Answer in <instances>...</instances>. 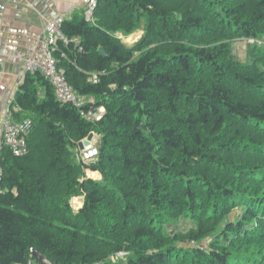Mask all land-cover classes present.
<instances>
[{
    "label": "trees",
    "instance_id": "obj_1",
    "mask_svg": "<svg viewBox=\"0 0 264 264\" xmlns=\"http://www.w3.org/2000/svg\"><path fill=\"white\" fill-rule=\"evenodd\" d=\"M139 25L132 47L116 38ZM60 31L57 66L93 102L57 101L39 73L14 94L32 128L24 156L0 152V264L32 249L53 264H264V0H97ZM238 38L263 40L251 66ZM90 133L97 154L77 162ZM181 217L194 228L166 232Z\"/></svg>",
    "mask_w": 264,
    "mask_h": 264
},
{
    "label": "crops",
    "instance_id": "obj_2",
    "mask_svg": "<svg viewBox=\"0 0 264 264\" xmlns=\"http://www.w3.org/2000/svg\"><path fill=\"white\" fill-rule=\"evenodd\" d=\"M83 11L82 0H0V119L9 104L12 113L19 112L12 105V98L27 74L24 67L11 62L9 56L38 47L48 23L61 16L71 21L82 17ZM3 50L6 56L1 55ZM38 90L42 95L43 88L38 87ZM78 199L76 210L82 203V198Z\"/></svg>",
    "mask_w": 264,
    "mask_h": 264
},
{
    "label": "built area",
    "instance_id": "obj_3",
    "mask_svg": "<svg viewBox=\"0 0 264 264\" xmlns=\"http://www.w3.org/2000/svg\"><path fill=\"white\" fill-rule=\"evenodd\" d=\"M82 4L84 9L83 18L85 21H91L97 0H82ZM64 20L61 16L45 26L44 37L38 47L31 48L26 53L11 55L9 59L13 63L21 64L26 73H39L51 85L57 101L70 103L76 108H82L86 104L85 101L78 98L72 91L66 81L64 72L58 68V60L54 55L59 42L65 46L69 43L60 31ZM73 41L76 42L75 39ZM1 55L6 56V51H1ZM91 80L96 83V76H93ZM10 105L6 106L0 119V152L3 148H8L13 156L22 157L27 152L26 138L31 131L32 123L29 119L13 120ZM102 113V108L91 107L86 112H82L81 115L83 118L94 122L101 119ZM1 178L2 169L0 167V183ZM119 255L124 254L119 253Z\"/></svg>",
    "mask_w": 264,
    "mask_h": 264
},
{
    "label": "rangeland",
    "instance_id": "obj_4",
    "mask_svg": "<svg viewBox=\"0 0 264 264\" xmlns=\"http://www.w3.org/2000/svg\"><path fill=\"white\" fill-rule=\"evenodd\" d=\"M143 35V28L141 25H139L134 31L131 33L124 35V34H117L116 38L121 41L122 44H124L127 47H132L136 42H138ZM257 46L259 48H262L263 46V40L261 39H244V38H238L233 39L229 42V47L231 50L232 56L242 65L245 66H251L252 61L250 55V50L254 49V47ZM85 103L93 102V99H83ZM94 138V137H93ZM95 147L97 144L98 137L95 136ZM74 151V157L76 158L75 161L77 162H83L85 164H89L92 162L93 158H90L88 160L84 159L82 156V152L77 149ZM86 177L93 180H100L101 177L98 172H91L89 170L85 171ZM80 197H74L71 200V206L76 210L77 203L79 202ZM234 215L231 216V218ZM194 228V223L192 220L181 217L177 221L170 224L169 227H165L166 232H176L178 234H183L188 232L189 230ZM213 240V236H211L208 240H206V243L209 244ZM192 246H197L196 244H192ZM124 254V253H123ZM124 255L115 254L112 258H123Z\"/></svg>",
    "mask_w": 264,
    "mask_h": 264
},
{
    "label": "water",
    "instance_id": "obj_5",
    "mask_svg": "<svg viewBox=\"0 0 264 264\" xmlns=\"http://www.w3.org/2000/svg\"><path fill=\"white\" fill-rule=\"evenodd\" d=\"M100 54L104 56V52L102 50H100ZM93 137L94 134L90 133L85 139L77 143L78 150L82 152V156L86 160L95 157L97 154V148L92 142ZM30 256L37 264H53L35 249L30 251Z\"/></svg>",
    "mask_w": 264,
    "mask_h": 264
}]
</instances>
